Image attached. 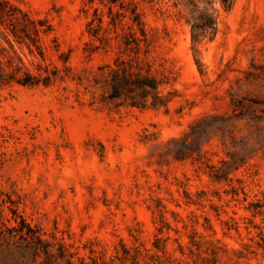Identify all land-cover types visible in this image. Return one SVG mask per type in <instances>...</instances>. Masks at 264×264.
<instances>
[{"label":"rangeland","instance_id":"374dc122","mask_svg":"<svg viewBox=\"0 0 264 264\" xmlns=\"http://www.w3.org/2000/svg\"><path fill=\"white\" fill-rule=\"evenodd\" d=\"M0 1V22L49 28L57 69L48 85L0 87V264H264V0H134L139 58L171 93L158 108L108 99V65L129 55L85 47L107 0ZM205 8L215 31L193 42ZM13 47L36 71L39 54Z\"/></svg>","mask_w":264,"mask_h":264},{"label":"trees","instance_id":"16d2710c","mask_svg":"<svg viewBox=\"0 0 264 264\" xmlns=\"http://www.w3.org/2000/svg\"><path fill=\"white\" fill-rule=\"evenodd\" d=\"M107 1L106 5L110 20L107 25L103 26L102 15L95 8L98 22L91 20L87 23L91 38L85 42V47L87 48L86 51L92 52L98 49L107 50V48L115 45L118 53L129 55L128 58H122L119 54L114 60V66L108 65L107 85L110 89L108 99L118 100L119 103L141 108L166 107L171 93L161 94L160 86L163 82L152 75L147 65L145 66L139 58L140 52H147L149 39L145 23L141 19V13L136 11V2L134 0ZM232 2L233 0H221L226 8L231 7ZM116 3H118L119 9H114L113 5ZM127 10L130 11V14L126 13ZM127 15L131 22L123 21V18ZM15 19L17 22H0V37L6 41L11 51L9 52L5 46L0 44V87L11 83L25 86H34L40 83L48 85L50 80L55 77L57 69H52L44 61L40 34L46 33L49 28H43V22H18V18ZM188 21L192 22V41L198 42L200 38L206 36L209 28H212V32L215 31L217 18L213 15V12H209L205 8L197 15L190 17ZM134 23L137 25V30L133 27ZM118 27L121 32L117 30ZM13 41L19 45H25L30 53L36 51L39 54L42 60L36 61V71H32L25 65L14 50ZM95 41H98V43H95ZM208 137L206 136V138ZM193 144L197 146V138L193 140L192 144H184V150H177V153L187 156L192 154ZM252 155L251 152L235 153L234 160L225 168L212 165L210 176L214 180L226 179L231 171L244 164ZM10 235L16 236L17 233H11ZM32 239L37 242L36 240L41 238L35 235Z\"/></svg>","mask_w":264,"mask_h":264}]
</instances>
